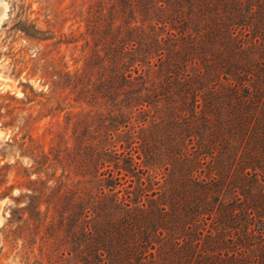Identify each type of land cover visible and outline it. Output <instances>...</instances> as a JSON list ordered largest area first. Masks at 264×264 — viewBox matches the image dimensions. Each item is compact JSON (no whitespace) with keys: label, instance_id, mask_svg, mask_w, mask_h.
Returning <instances> with one entry per match:
<instances>
[{"label":"rangeland","instance_id":"obj_1","mask_svg":"<svg viewBox=\"0 0 264 264\" xmlns=\"http://www.w3.org/2000/svg\"><path fill=\"white\" fill-rule=\"evenodd\" d=\"M2 7L0 264H84L85 254L103 264L85 226L104 227L127 208H159L162 197L151 193L172 172L175 180L192 170L221 173L225 197L242 193L247 122L256 116L233 85L251 90L264 80V0H0ZM183 111L195 115L194 128L178 123ZM242 114V132L218 153L221 165L209 156L192 162L189 136L199 133L209 151ZM181 150L191 154L187 163ZM251 183L253 196L263 190ZM189 213L173 217L174 232L192 236Z\"/></svg>","mask_w":264,"mask_h":264},{"label":"trees","instance_id":"obj_2","mask_svg":"<svg viewBox=\"0 0 264 264\" xmlns=\"http://www.w3.org/2000/svg\"><path fill=\"white\" fill-rule=\"evenodd\" d=\"M126 77H129V74ZM216 85L215 82L210 86L215 94L218 91ZM256 85L259 88L256 89L253 85L251 90L247 85H233L236 99L243 100L244 104L251 103L256 116L253 126H249L247 122L244 149L250 162L246 163L244 178H241L244 183L242 193L239 191L232 197H225L217 184L221 173L215 172L214 176L201 178L192 170L191 173L178 176V180H175L172 177L175 173L170 171V177L164 181V192L151 193L152 196L159 194L162 197L160 200L164 202L159 208H127L104 227L85 226L86 235L93 238L99 246L95 252V258L99 262L264 264V187L254 196L249 191L250 187H247L251 182L264 183V80ZM194 117L195 115L188 116L183 111L177 116V121L185 125L192 123L194 128ZM213 118L214 113L203 114L207 126L212 127L215 124ZM234 121L219 134L220 139L218 138L209 151H204V147L209 143H205L199 133H196L197 137L189 136L188 140H192L189 146L192 149V162L204 165L207 162L206 156H209L210 161L214 160L213 162L221 165L217 159L218 153L228 145V141L234 140L242 132V126L247 119L242 114L234 116ZM252 131H255L256 137ZM186 152L182 153L181 150L179 154L183 163H187L191 155ZM108 176H112L111 172ZM103 196L104 192L101 191L100 199ZM189 211L192 212V225L188 224L186 228L192 230V236L174 232L176 228L172 223L173 217L190 214ZM85 212V218L92 216L89 210ZM90 258L91 255L85 254L83 263L93 264Z\"/></svg>","mask_w":264,"mask_h":264},{"label":"bare ground","instance_id":"obj_3","mask_svg":"<svg viewBox=\"0 0 264 264\" xmlns=\"http://www.w3.org/2000/svg\"><path fill=\"white\" fill-rule=\"evenodd\" d=\"M1 9H2V10L0 11V16H1V14L4 12L5 7H2Z\"/></svg>","mask_w":264,"mask_h":264},{"label":"water","instance_id":"obj_4","mask_svg":"<svg viewBox=\"0 0 264 264\" xmlns=\"http://www.w3.org/2000/svg\"><path fill=\"white\" fill-rule=\"evenodd\" d=\"M2 9L0 8V11H1Z\"/></svg>","mask_w":264,"mask_h":264}]
</instances>
